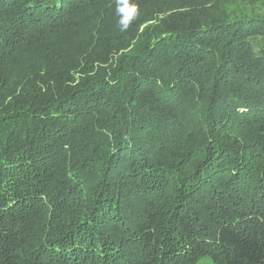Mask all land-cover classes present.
Listing matches in <instances>:
<instances>
[{"label":"trees","instance_id":"obj_1","mask_svg":"<svg viewBox=\"0 0 264 264\" xmlns=\"http://www.w3.org/2000/svg\"><path fill=\"white\" fill-rule=\"evenodd\" d=\"M0 0V264H264V0Z\"/></svg>","mask_w":264,"mask_h":264},{"label":"clouds","instance_id":"obj_2","mask_svg":"<svg viewBox=\"0 0 264 264\" xmlns=\"http://www.w3.org/2000/svg\"><path fill=\"white\" fill-rule=\"evenodd\" d=\"M116 12L119 15L120 31H126L137 16V6L131 0H116Z\"/></svg>","mask_w":264,"mask_h":264},{"label":"rangeland","instance_id":"obj_3","mask_svg":"<svg viewBox=\"0 0 264 264\" xmlns=\"http://www.w3.org/2000/svg\"><path fill=\"white\" fill-rule=\"evenodd\" d=\"M194 264H212L211 259L208 256L201 257L196 263Z\"/></svg>","mask_w":264,"mask_h":264}]
</instances>
